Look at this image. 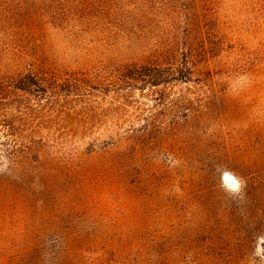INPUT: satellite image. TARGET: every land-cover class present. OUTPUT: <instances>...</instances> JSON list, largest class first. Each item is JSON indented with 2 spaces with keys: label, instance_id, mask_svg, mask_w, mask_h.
<instances>
[{
  "label": "rangeland",
  "instance_id": "1",
  "mask_svg": "<svg viewBox=\"0 0 264 264\" xmlns=\"http://www.w3.org/2000/svg\"><path fill=\"white\" fill-rule=\"evenodd\" d=\"M184 54L162 103L108 90ZM0 264H264V0H0Z\"/></svg>",
  "mask_w": 264,
  "mask_h": 264
},
{
  "label": "trees",
  "instance_id": "2",
  "mask_svg": "<svg viewBox=\"0 0 264 264\" xmlns=\"http://www.w3.org/2000/svg\"><path fill=\"white\" fill-rule=\"evenodd\" d=\"M191 74L192 70L185 54L178 63L172 62L167 66H163L159 61H149L140 64L137 62L125 63L121 64L116 69L113 77L108 79L107 83L111 84V86L107 87H111L108 90H113L117 97L123 99V101L119 100L121 105H125V101L128 100L136 88L141 90L149 89L150 94L155 95L158 102L162 103L168 93V86L177 81H190ZM28 77L33 83L17 85L16 88L30 93L32 88L30 86L34 84L35 90L41 91V95H48V101L51 104H57L61 100V90L65 91V98L70 95H75L77 98L83 97L84 94L81 91L94 80L87 72H72L62 82H59L57 78H53L54 76L40 79L29 74ZM103 82L99 83L105 84Z\"/></svg>",
  "mask_w": 264,
  "mask_h": 264
},
{
  "label": "bare ground",
  "instance_id": "3",
  "mask_svg": "<svg viewBox=\"0 0 264 264\" xmlns=\"http://www.w3.org/2000/svg\"><path fill=\"white\" fill-rule=\"evenodd\" d=\"M224 176V175H223ZM225 180L231 184V185H236L238 183L237 179L234 178L231 174L226 173L225 175Z\"/></svg>",
  "mask_w": 264,
  "mask_h": 264
}]
</instances>
